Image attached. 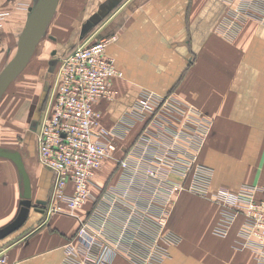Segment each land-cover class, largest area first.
Masks as SVG:
<instances>
[{
  "label": "crops",
  "instance_id": "crops-1",
  "mask_svg": "<svg viewBox=\"0 0 264 264\" xmlns=\"http://www.w3.org/2000/svg\"><path fill=\"white\" fill-rule=\"evenodd\" d=\"M37 2L0 0V70L13 57ZM240 3L58 1L35 48L47 36L49 61L57 59L52 70L48 67L43 73L42 87L52 82L64 54L100 37L114 36L106 52L122 72L121 78L113 80L112 98L95 103L101 114L99 138L113 141L118 148L112 157L101 161L92 179V195L79 210L89 228L98 231L104 225V199L110 191L119 194L128 187L130 200L141 201L147 196L143 187L149 180L138 176L130 183L118 163L131 152L138 155L144 149L138 136L145 122L130 113L141 89L182 98L209 119L198 163L210 172V190L226 187L236 191L248 184L259 188L256 196L264 198V24L253 17H231L230 8ZM257 6L263 10L264 0ZM29 115L28 109L20 123L29 126ZM53 185L54 174L41 164L38 147L0 157V228L15 218L23 198L29 197L34 205L24 223L0 240L5 264H64L65 245L76 233L78 220L35 209L44 207L37 200L47 202ZM218 217L219 206L208 196L180 194L168 222L180 239L167 246L168 256L162 264H256L255 254L240 247L239 220L226 236H220L213 232ZM99 232L104 237V231ZM110 264L132 263L116 254Z\"/></svg>",
  "mask_w": 264,
  "mask_h": 264
},
{
  "label": "built area",
  "instance_id": "built-area-1",
  "mask_svg": "<svg viewBox=\"0 0 264 264\" xmlns=\"http://www.w3.org/2000/svg\"><path fill=\"white\" fill-rule=\"evenodd\" d=\"M240 1L230 8L231 17H253L264 24V7L257 6L260 0ZM113 38L100 37L77 46L58 60L52 97L36 131L40 162L54 174L44 211L78 220L76 233L65 245L64 264H110L116 254L132 264H162L168 256L167 246L180 239L168 222L176 199L184 192L208 196L218 204L215 234L226 236L239 220L240 247L255 254L256 264H264V198L256 196L259 188L243 184L236 191L209 189L210 172L198 163L209 119L174 95L141 89L130 109L133 118L145 122L138 136L144 149L138 155L131 152L118 163L130 183L138 176L149 180L143 187L147 198L130 200L128 187L119 194L110 191L104 199L105 222L98 231L81 218L79 210L92 195L95 172L118 148L113 141L99 138L101 114L95 108L99 99L112 98L113 80L122 77L106 52ZM5 263L6 255L0 256V264Z\"/></svg>",
  "mask_w": 264,
  "mask_h": 264
},
{
  "label": "rangeland",
  "instance_id": "rangeland-1",
  "mask_svg": "<svg viewBox=\"0 0 264 264\" xmlns=\"http://www.w3.org/2000/svg\"><path fill=\"white\" fill-rule=\"evenodd\" d=\"M49 47L47 36H45L25 69L11 82L0 101V157L26 153V150L37 147L36 133L33 137H29L26 133L28 123H20V120L25 118L28 109L30 110L29 116L32 117L39 95L43 90V85H41L43 78L45 79L43 73L47 71L51 57ZM46 78H48L46 80L48 83L50 78L48 76ZM52 83L53 80L48 83L46 98L48 102L45 101V105L52 97ZM30 102L32 104L29 106Z\"/></svg>",
  "mask_w": 264,
  "mask_h": 264
},
{
  "label": "water",
  "instance_id": "water-1",
  "mask_svg": "<svg viewBox=\"0 0 264 264\" xmlns=\"http://www.w3.org/2000/svg\"><path fill=\"white\" fill-rule=\"evenodd\" d=\"M59 0H38L31 9L25 25L19 35L17 48L13 57L0 70V98L14 80L15 77L25 68L29 62L38 42L43 36L47 25L52 19ZM57 59L49 61V69L52 70ZM48 94V84H46L39 96V101L35 107L33 118L29 125L28 136L33 137L37 130L38 120L43 109ZM37 204L45 206V200H37ZM33 202L29 197L21 200V207L15 218L0 228V240L6 238L15 229L20 227L26 220L29 210L33 208ZM44 212V207L37 209Z\"/></svg>",
  "mask_w": 264,
  "mask_h": 264
},
{
  "label": "flooded vegetation",
  "instance_id": "flooded-vegetation-1",
  "mask_svg": "<svg viewBox=\"0 0 264 264\" xmlns=\"http://www.w3.org/2000/svg\"><path fill=\"white\" fill-rule=\"evenodd\" d=\"M45 107H46V105H43V109H42V112H41L40 117H39V120H38V126H39V123H40V120H41V117H42V114H43V112H44ZM34 111H35V109H34ZM34 111H33V114H34ZM33 114H32L31 120H32V118H33ZM31 120H30V122H31ZM30 122H29V125H30ZM38 126H37V129H38ZM28 127H29V126H28ZM28 130H29V128H28ZM36 131H37V130H36ZM35 133H36V132H35ZM35 133H34V134H35Z\"/></svg>",
  "mask_w": 264,
  "mask_h": 264
},
{
  "label": "trees",
  "instance_id": "trees-1",
  "mask_svg": "<svg viewBox=\"0 0 264 264\" xmlns=\"http://www.w3.org/2000/svg\"><path fill=\"white\" fill-rule=\"evenodd\" d=\"M46 104V102L44 103V105Z\"/></svg>",
  "mask_w": 264,
  "mask_h": 264
}]
</instances>
